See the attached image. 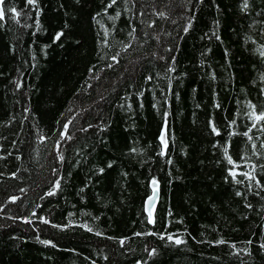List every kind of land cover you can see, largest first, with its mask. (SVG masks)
<instances>
[{
    "label": "trees",
    "instance_id": "1",
    "mask_svg": "<svg viewBox=\"0 0 264 264\" xmlns=\"http://www.w3.org/2000/svg\"><path fill=\"white\" fill-rule=\"evenodd\" d=\"M2 7L0 264H264V0Z\"/></svg>",
    "mask_w": 264,
    "mask_h": 264
},
{
    "label": "snow or ice",
    "instance_id": "2",
    "mask_svg": "<svg viewBox=\"0 0 264 264\" xmlns=\"http://www.w3.org/2000/svg\"><path fill=\"white\" fill-rule=\"evenodd\" d=\"M34 2H35V0H28L29 4H32ZM113 3H115V0H113ZM3 4H4V0H0V5H3ZM109 6H111V5H109ZM6 11H10L14 15H19V13H17L15 8L5 9L4 7H0V20L4 19ZM60 35H61V33H57L56 39H59ZM261 54L264 55V52H262ZM115 59H116V57H113V60H115ZM249 107H252L254 109V106H252V105H249ZM251 115L254 118L253 127H255V121H264V112H262L260 114H256L255 110H253ZM65 128H67V125H65ZM213 131H216L215 128H213ZM245 135H247V133H245ZM161 143L164 144L165 147H167L165 139H164V133L163 132L161 133ZM161 154H163V152ZM225 156L228 158V163L229 164H233V161H232L231 157H228L227 149H225ZM230 175H232L233 179H235L237 173L235 171H233V170H230ZM242 175H244L246 177V179L255 180V177L251 173H242ZM237 182L239 183L240 181H237ZM257 184H259L258 181H257ZM152 186H153V195L148 198V208L146 209L147 210V214H148V222L149 223H153L154 222L153 221V213L151 211V207H152V205L154 203V200H155V197H156L155 189H156V186H157V182H156L155 179H153V181H152ZM57 187H59L58 183H57ZM48 194L52 195L53 193L50 192ZM13 199H15V198H13ZM44 223H47V221H44ZM89 230H91V229H89ZM168 239L172 240V237L169 236ZM181 242L182 241H180L179 239H177L175 241V243H177V244H179ZM43 243H48V242L47 241H43ZM121 243H123V241H121ZM221 243H223V241H221ZM262 247H264V245H262Z\"/></svg>",
    "mask_w": 264,
    "mask_h": 264
},
{
    "label": "water",
    "instance_id": "3",
    "mask_svg": "<svg viewBox=\"0 0 264 264\" xmlns=\"http://www.w3.org/2000/svg\"><path fill=\"white\" fill-rule=\"evenodd\" d=\"M0 7H2V5H0ZM150 186H151V193H150V195L148 197H146V199L144 201V212L146 213L147 217H148V214H147V210L146 209L148 208V198L153 195L152 182L150 183ZM155 191H156V197H155L154 203H153V205L151 207V211L153 213V216H154V213H155L156 205H157L158 200H159V185H158V183H157Z\"/></svg>",
    "mask_w": 264,
    "mask_h": 264
}]
</instances>
